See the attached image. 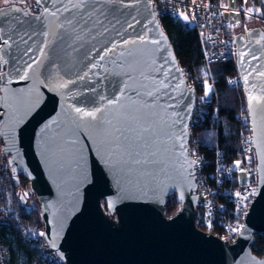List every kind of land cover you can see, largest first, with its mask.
<instances>
[{
    "label": "water",
    "instance_id": "95a60500",
    "mask_svg": "<svg viewBox=\"0 0 264 264\" xmlns=\"http://www.w3.org/2000/svg\"><path fill=\"white\" fill-rule=\"evenodd\" d=\"M77 3L36 0L33 13L0 7V35L10 37L0 63V137L12 181L26 179L35 195L47 246L64 264H264L251 252L264 235V32L233 36L257 191L229 244L195 227V93L152 4ZM249 96L262 99L250 105ZM117 129L136 142L119 141ZM174 195L181 208L167 218Z\"/></svg>",
    "mask_w": 264,
    "mask_h": 264
},
{
    "label": "built area",
    "instance_id": "2783aa9c",
    "mask_svg": "<svg viewBox=\"0 0 264 264\" xmlns=\"http://www.w3.org/2000/svg\"><path fill=\"white\" fill-rule=\"evenodd\" d=\"M149 1L159 23L163 19L181 23L196 33L201 46L202 72L191 77L187 69H181L187 86L194 91L196 99L188 125V149L189 156L194 162L195 194L198 198L194 223L195 227L205 234L230 244L237 239L243 227L244 216L257 191L256 172L251 166L254 150L247 110L243 109L238 116L243 128L236 160L230 162L225 160L216 144V146L205 144L209 148H214L213 161L207 160L201 153L203 142L201 134L198 133L200 124L208 114L212 121L218 123L219 106L214 86L216 78L211 67L235 55L233 36L228 33L230 24L227 19L228 9L222 5L221 0ZM10 4L26 8L30 13L37 9L33 8V5L38 7L36 0H10ZM238 11L245 14L243 6ZM226 83L231 88L241 89L238 76L227 77ZM242 176L244 177L241 178ZM8 178H12V174L8 159L4 156L3 141L0 137V264H11L7 238L12 222L4 206V183ZM29 191L32 193L30 187ZM14 230L21 243L31 252L32 258L28 264H64L57 252L47 246L44 236L39 235L43 233L41 229L19 227Z\"/></svg>",
    "mask_w": 264,
    "mask_h": 264
},
{
    "label": "trees",
    "instance_id": "16d2710c",
    "mask_svg": "<svg viewBox=\"0 0 264 264\" xmlns=\"http://www.w3.org/2000/svg\"><path fill=\"white\" fill-rule=\"evenodd\" d=\"M1 1L3 0H0V2ZM253 2L257 10V18L247 19L240 13L238 15L240 19L238 33L251 27H259L264 32V0H253ZM237 3L238 6L241 7L243 5V0H237ZM160 25L173 47L179 68L187 69L191 77L198 76L202 72L203 56L196 33L183 26L181 23L172 21L171 19H163ZM228 33L234 36L233 28L230 24ZM211 70L216 78L214 86L219 106L218 123L216 124L212 121L210 114H208L200 124L198 133L201 134L203 142L201 153L207 160L213 161L214 148H209L205 144H216L218 149L223 153L224 159L230 162L238 158L237 153L239 149L240 133L243 128L238 116L243 109H246L242 90L240 88H231L226 83L227 77L238 76L235 66V55L227 61L213 65ZM243 112L245 113V111ZM255 165L256 160L253 155L251 166L255 168ZM27 185L28 181L22 177H20L18 184H14L12 178H8L4 183V206L12 222L7 238L11 264H17L18 254L23 256L25 264H28L32 258L30 250L21 243L14 229L19 227H26L29 229L43 228L39 206L38 208H31L25 205V203L28 202V197H25L28 191ZM20 194H23L25 197L24 204H22L19 198ZM30 196L35 198L34 194ZM103 206L106 210L105 203H103ZM180 208L181 206L177 202L176 196L170 197L165 206L166 217L170 218L174 216L179 212ZM251 252L258 258L264 256V235L258 234L255 236L254 243L251 246Z\"/></svg>",
    "mask_w": 264,
    "mask_h": 264
},
{
    "label": "snow or ice",
    "instance_id": "6c2138e0",
    "mask_svg": "<svg viewBox=\"0 0 264 264\" xmlns=\"http://www.w3.org/2000/svg\"><path fill=\"white\" fill-rule=\"evenodd\" d=\"M37 2L39 3L40 0H37ZM49 2H53V0H49ZM85 3V0H79V3L77 4H73L72 7L73 8H77V7H80V5L84 4ZM57 11H59V9H57ZM52 15H56V12H53ZM185 19H187V17H185ZM69 23H71V21H69ZM131 27V25H129ZM3 29H0V32H2ZM67 37V33H62L61 34V39H65ZM9 39L10 37H5L3 35H0V63H3V62H6L4 60V57L6 55V53H4L2 51V49L6 46H9ZM21 39H24V37L22 36ZM25 43H27V40H24ZM27 51L28 50H25L22 55H27ZM102 59V58H101ZM27 68L31 69L32 68V64H27L26 65ZM0 79H6V77H0ZM245 82H247V78H245ZM119 90V89H118ZM262 98H259V97H256V96H249V102H250V105H251V102L252 101H256L257 103H260V100ZM171 106V105H170ZM77 113L80 115L81 118H84V119H87V118H91L92 120H96V114L94 112H83L81 109H76ZM102 122H98L97 123V126H101ZM150 129L149 128H144V132H149ZM117 132L120 133L119 137H118V140L121 141V142H124V143H135V138H131L129 137V135L121 130V129H117ZM186 131L182 134L181 136V139H183L184 136H186ZM180 148L181 149H184L186 151V147H185V143H181L180 145ZM191 163H194V162H190ZM39 235L41 236H44L45 233H40Z\"/></svg>",
    "mask_w": 264,
    "mask_h": 264
},
{
    "label": "rangeland",
    "instance_id": "374dc122",
    "mask_svg": "<svg viewBox=\"0 0 264 264\" xmlns=\"http://www.w3.org/2000/svg\"><path fill=\"white\" fill-rule=\"evenodd\" d=\"M10 4V0H4V1H1L0 2V7L2 6H6V5H9ZM256 9V8H255ZM237 13H239V11L237 10ZM228 14L227 15V19L231 25V27L233 28V33L234 35L235 34H238V31H239V28H240V25H239V22H240V19H239V14ZM243 16H245L247 19H253V18H257V10H256V14L254 16H250V15H244L242 14ZM250 26H254V25H250ZM207 90H209V88H207ZM244 176H242L241 178H243ZM28 187V185H27ZM33 194V193H30L29 191V187H28V191L27 193L25 194V197H28V202H29V207L32 208V205H31V201L32 199H35L33 197H31L30 195ZM17 264H25V259L23 258V256L21 254H18L17 256Z\"/></svg>",
    "mask_w": 264,
    "mask_h": 264
},
{
    "label": "crops",
    "instance_id": "0c3cea01",
    "mask_svg": "<svg viewBox=\"0 0 264 264\" xmlns=\"http://www.w3.org/2000/svg\"><path fill=\"white\" fill-rule=\"evenodd\" d=\"M221 3L225 8L228 9V14H236L237 10L240 8L238 6L237 0H221ZM244 15L254 16L256 14V9L253 0H243ZM240 14V13H237Z\"/></svg>",
    "mask_w": 264,
    "mask_h": 264
}]
</instances>
